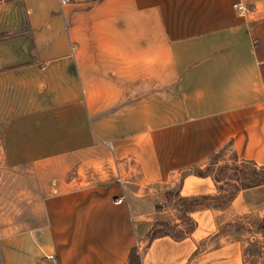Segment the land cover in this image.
Here are the masks:
<instances>
[{
	"label": "crops",
	"instance_id": "0c3cea01",
	"mask_svg": "<svg viewBox=\"0 0 264 264\" xmlns=\"http://www.w3.org/2000/svg\"><path fill=\"white\" fill-rule=\"evenodd\" d=\"M263 103L264 0H0L1 158L41 177L59 169L32 205L38 221L0 238L2 264H122L132 246L140 264H183L197 215L216 229L227 217L197 209L183 238L141 243L133 218L148 219L147 191L132 184L170 181L193 162L178 132ZM194 179L212 181L187 173L179 193Z\"/></svg>",
	"mask_w": 264,
	"mask_h": 264
},
{
	"label": "rangeland",
	"instance_id": "374dc122",
	"mask_svg": "<svg viewBox=\"0 0 264 264\" xmlns=\"http://www.w3.org/2000/svg\"><path fill=\"white\" fill-rule=\"evenodd\" d=\"M162 97H167V95H162ZM4 124L5 118L0 114V138ZM254 131L257 135L261 134L264 137V109H260L259 106L256 109L252 108L212 117L208 121V126L203 128L201 133L195 131L178 132L175 142H177V145L180 144L179 149L186 151V163L190 160L193 162L179 168L180 170L176 171L174 176L167 177V179H172L170 181H157L156 184L153 182L132 184L135 188H140L142 194L147 191L146 195L140 196L143 199L140 208L144 212H148L143 216L148 219L136 220L137 218H133L136 236L141 239V243H143L144 238L148 237L147 225L155 221L156 217L165 218L168 221H178L177 211L171 203L172 200L169 201L160 196L159 191L164 189L165 185L166 188L178 186L183 175L191 173L194 167H202L200 164L204 161H196L195 159L206 153L207 150L204 151L205 147L211 152V150H215L226 143L224 150L219 155L218 163L224 161L230 163L232 157H234L232 154L234 150L237 154V160L249 158L248 156H256V162H264V141L263 139L256 140L255 136L252 137ZM58 170L57 167H46V172L49 175L41 177L36 174V168L29 163H6L1 158L0 139V238L3 239L15 231L20 232L38 221L37 215L32 212V205L51 192V186L55 184L53 174L58 173ZM73 175H66L63 178H73V182H75L79 177L75 178ZM116 178H118L117 175ZM170 182L172 184H169ZM185 187L182 192L184 195L193 192L197 194V192L202 191L211 193L216 191L213 181L203 179H194L191 182L187 180L185 181ZM152 204L159 207L157 210L154 208V212H150ZM263 209L264 184L238 190L231 202L222 208L220 212L215 211L212 217L215 222L218 219L234 217L235 214L233 213L245 211L250 214H259ZM197 217L196 233L199 237L193 241L194 249L189 253L186 262L183 264H264V236L259 233H246L240 239L235 240L230 235H214L215 223L212 227L206 214L202 216L198 214ZM248 240L254 241L252 247L247 246ZM1 260L0 257V264H2ZM50 263L53 264L52 262L47 264ZM41 264L46 263L42 262Z\"/></svg>",
	"mask_w": 264,
	"mask_h": 264
},
{
	"label": "trees",
	"instance_id": "16d2710c",
	"mask_svg": "<svg viewBox=\"0 0 264 264\" xmlns=\"http://www.w3.org/2000/svg\"><path fill=\"white\" fill-rule=\"evenodd\" d=\"M225 144L211 151L202 167H194L191 171L198 176H209L215 184V193L180 194V184L165 188L163 197L172 200L178 221L156 217L146 227L148 240L161 235H168L175 240L183 238L195 226V220L190 215L192 211L202 208L222 209L229 204L238 190L264 184V163L258 164L250 158L237 160L235 151H232L234 157L230 163H218ZM154 208L157 210L159 207L155 205ZM246 233H259L264 236V209L259 214L242 212L221 221L217 224L214 235H230L238 240ZM253 244L254 241L248 240V247ZM122 264H140V252L136 246L130 247Z\"/></svg>",
	"mask_w": 264,
	"mask_h": 264
},
{
	"label": "built area",
	"instance_id": "2783aa9c",
	"mask_svg": "<svg viewBox=\"0 0 264 264\" xmlns=\"http://www.w3.org/2000/svg\"><path fill=\"white\" fill-rule=\"evenodd\" d=\"M61 3H64L66 2V0H60ZM232 7L234 8V10L236 11L237 14L239 15H243L244 13H246V11H248L247 7L240 3V2H233L232 3ZM121 199L120 198H116L114 199V201L118 202L120 201ZM47 258L52 262L54 263L55 262V259L52 255H48Z\"/></svg>",
	"mask_w": 264,
	"mask_h": 264
}]
</instances>
